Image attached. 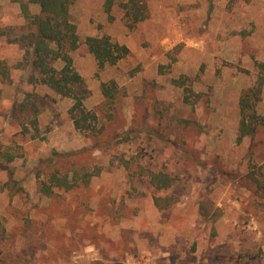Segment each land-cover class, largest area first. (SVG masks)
I'll list each match as a JSON object with an SVG mask.
<instances>
[{"label":"rangeland","instance_id":"1","mask_svg":"<svg viewBox=\"0 0 264 264\" xmlns=\"http://www.w3.org/2000/svg\"><path fill=\"white\" fill-rule=\"evenodd\" d=\"M137 1L145 17L133 26L130 0L109 12L107 0L71 6L74 66L98 116L88 133L69 113L72 97L29 82L27 47L12 40L27 20L18 2L0 0L10 72L0 76V152L15 156L0 157V264H264V126L237 142L241 94L264 76V0ZM103 34L130 53L100 68L86 38ZM113 80L110 100L103 84ZM96 167L89 182L40 190L56 169ZM142 167L175 181L158 189Z\"/></svg>","mask_w":264,"mask_h":264},{"label":"trees","instance_id":"2","mask_svg":"<svg viewBox=\"0 0 264 264\" xmlns=\"http://www.w3.org/2000/svg\"><path fill=\"white\" fill-rule=\"evenodd\" d=\"M20 4L21 10L27 20L28 30L12 40L22 41L26 45V55L31 67L28 80L31 83H41L49 86L62 96L72 97L74 103L69 113L77 129L91 133L97 128L98 116L87 109L84 100L89 95V89L86 86L83 75L74 66L72 51L80 45V38L77 30V24L74 22L71 14V6L74 0H12ZM39 7L37 12H33L31 5ZM113 0H107L106 10L109 12ZM128 13L133 11L134 21H128L130 26L145 17V4H140L137 0H130L125 4ZM1 31V30H0ZM90 51L94 54L98 66L103 68L107 64H116L121 59L129 55L130 48L126 44L113 40L109 34L101 36H88L86 38ZM61 61L62 67L58 68L56 63ZM0 76L9 78V68L4 60H0ZM176 83L184 85L186 96L185 100L191 99V88L183 80H175ZM264 87V76H260L258 82L243 90L240 97V124L237 142L241 143L246 137H253L260 126H264V114L257 110V104L262 99ZM118 89L117 82L111 81V84H103L104 95L113 100L115 91ZM81 152L80 150L65 155H71ZM0 157H5L11 161L14 155L9 152H0ZM100 167L94 171H86L82 174H74L69 177L68 173H61L56 169L52 171L47 180H40V190L45 194H51L54 187L72 188L77 184L79 175L85 182H89L94 175L100 173ZM142 174L147 176L150 183L158 189L170 188L175 177L163 170H153L142 167ZM17 187V188H16ZM20 186H12L10 191L14 195ZM156 204L162 208L171 204L172 201L163 202V199L156 197ZM202 204V213L207 216L209 212L205 210Z\"/></svg>","mask_w":264,"mask_h":264}]
</instances>
